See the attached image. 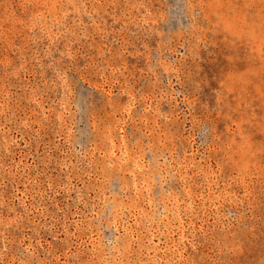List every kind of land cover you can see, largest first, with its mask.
<instances>
[{
    "label": "rangeland",
    "instance_id": "rangeland-1",
    "mask_svg": "<svg viewBox=\"0 0 264 264\" xmlns=\"http://www.w3.org/2000/svg\"><path fill=\"white\" fill-rule=\"evenodd\" d=\"M0 264H264V0H0Z\"/></svg>",
    "mask_w": 264,
    "mask_h": 264
}]
</instances>
